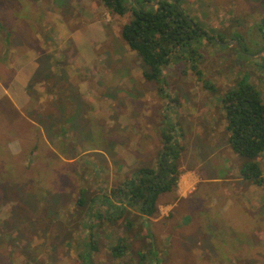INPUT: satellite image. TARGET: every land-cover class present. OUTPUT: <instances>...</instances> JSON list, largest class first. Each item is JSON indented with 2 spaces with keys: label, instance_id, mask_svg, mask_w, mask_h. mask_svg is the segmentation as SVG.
<instances>
[{
  "label": "rangeland",
  "instance_id": "1",
  "mask_svg": "<svg viewBox=\"0 0 264 264\" xmlns=\"http://www.w3.org/2000/svg\"><path fill=\"white\" fill-rule=\"evenodd\" d=\"M180 2L211 38L194 44L200 58L149 80L122 37L129 13L102 0H0L2 82L10 65L36 66L13 86L26 106L0 84V264H264V184L239 179L247 160L229 145L223 102L241 82L264 100V0ZM165 131L184 146L181 173L224 182L198 186L190 218L154 228L133 207L102 220V194L154 167ZM257 161L264 172V152Z\"/></svg>",
  "mask_w": 264,
  "mask_h": 264
},
{
  "label": "trees",
  "instance_id": "2",
  "mask_svg": "<svg viewBox=\"0 0 264 264\" xmlns=\"http://www.w3.org/2000/svg\"><path fill=\"white\" fill-rule=\"evenodd\" d=\"M102 2L113 14L124 16L129 13L130 19L122 28V37L148 67L144 74L149 80H160L165 66L183 59L200 58L194 44L201 42L202 38H211L181 7L180 0ZM223 102L229 145L235 153L247 160L241 168V175L255 185L262 186L264 172L257 161L258 156L264 152L262 95L252 84L241 82L237 88L227 92ZM183 149L181 140L172 132L165 131L155 166L140 168L114 188L110 195L102 194V205L108 207L106 213H102V220L105 217L103 215L109 219L125 216L129 207L138 208L144 217L157 215L160 195L177 190L181 174L179 159ZM124 242L121 239L118 245L112 247L114 258L123 254V249L127 247V242Z\"/></svg>",
  "mask_w": 264,
  "mask_h": 264
},
{
  "label": "crops",
  "instance_id": "3",
  "mask_svg": "<svg viewBox=\"0 0 264 264\" xmlns=\"http://www.w3.org/2000/svg\"><path fill=\"white\" fill-rule=\"evenodd\" d=\"M24 52V51H23ZM21 53V52H20ZM29 66V68H18L15 66H9V68L13 67L12 69L16 72V75H12L6 82H2L4 81L1 77H0V84L2 85L3 91L2 93L4 95H9L10 99L12 100V102H15L17 105L19 106H26L27 102H29V98H28V94L26 93H12L15 92V90L13 89V86H18V78L20 73L23 72V68L24 71L28 72L29 70L35 69L36 66H34L33 63H30L28 65H26V67ZM30 77V75L28 76V78ZM6 79V78H4ZM7 83V84H6ZM227 166V164H226ZM237 179V178H236ZM240 180H246L244 177L239 178ZM222 180V182H224L223 179L218 178L217 176H209L207 175L206 177H203L200 173H197L196 170H188L187 172H182L180 174V178H179V183H178V187L177 190L171 191V192H166L163 193L164 194V201L162 202V204L160 205V211L162 212V214L160 215H155L152 217H145L146 221L150 224L153 223V227L155 228L154 225H156L158 222L162 221V220H166V222L170 221V219L173 218H177L179 217L180 219H184V218H190L189 216H191L192 212L194 211L193 209H197L198 207H195V205H197L199 203V200H197L199 195L194 196V194L198 191V186L202 183L205 182H220ZM228 182H234L235 179H226ZM238 181V179H237ZM112 193V192H111ZM110 193V194H111ZM204 193V195L206 194V190L202 191V194ZM109 194V195H110ZM169 194H173L172 196V202L169 203H165V200L167 199V195ZM244 192L243 191H238L236 193H234L233 195L236 196H242L244 197ZM225 196L229 197L230 194L225 193ZM233 195L231 194L229 198H232ZM162 196V195H161ZM160 196V197H161ZM171 196V195H170ZM197 197V198H196ZM115 199V198H114ZM160 199V198H159ZM192 199V200H190ZM228 199V198H227ZM182 200H188V204L190 206H182L180 204V202ZM159 201V200H158ZM192 202V203H191ZM159 204V203H158ZM103 206V205H102ZM132 207H129V209H131ZM226 207L223 208V211H226ZM138 211V210H137ZM216 213H222L221 212V208L219 209H215ZM138 213H140L138 211ZM222 215H224L222 213ZM186 216V217H185ZM123 217V216H122ZM120 217V218H122ZM119 218V219H120ZM125 218V217H124ZM192 219V218H191ZM224 219V218H222ZM221 218H218V221L222 220ZM127 220V219H126ZM211 220L209 213L205 214V218L203 216H201V220H200V225L206 224ZM145 221V222H146ZM191 221V220H190ZM129 222V221H128ZM163 223L165 221H162ZM198 222V221H197ZM196 222V223H197ZM130 224H132V222H130ZM129 225V224H128ZM157 226V225H156Z\"/></svg>",
  "mask_w": 264,
  "mask_h": 264
}]
</instances>
